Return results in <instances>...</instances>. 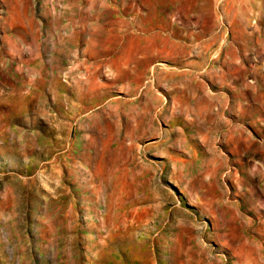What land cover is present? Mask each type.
I'll use <instances>...</instances> for the list:
<instances>
[{"label": "rangeland", "instance_id": "374dc122", "mask_svg": "<svg viewBox=\"0 0 264 264\" xmlns=\"http://www.w3.org/2000/svg\"><path fill=\"white\" fill-rule=\"evenodd\" d=\"M0 264H264V0H0Z\"/></svg>", "mask_w": 264, "mask_h": 264}, {"label": "bare ground", "instance_id": "6f19581e", "mask_svg": "<svg viewBox=\"0 0 264 264\" xmlns=\"http://www.w3.org/2000/svg\"><path fill=\"white\" fill-rule=\"evenodd\" d=\"M185 95V94H184Z\"/></svg>", "mask_w": 264, "mask_h": 264}]
</instances>
